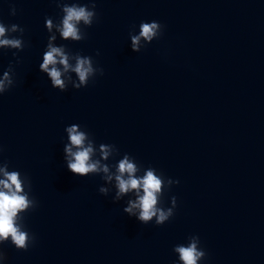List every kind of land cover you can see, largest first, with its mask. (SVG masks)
Masks as SVG:
<instances>
[{"label":"water","instance_id":"water-1","mask_svg":"<svg viewBox=\"0 0 264 264\" xmlns=\"http://www.w3.org/2000/svg\"><path fill=\"white\" fill-rule=\"evenodd\" d=\"M94 2L97 18L77 26L87 35L75 41L60 35L57 0H0L6 37L22 41L0 47V78L11 65L14 80L0 95V168L19 172L38 205L18 214L35 242L18 251L9 238L0 264H181L173 249L191 236L207 253L198 264H264V0ZM152 21L162 35L132 51L131 35ZM49 43L68 56L67 72L57 65L63 92L39 69ZM77 54L103 69L80 89ZM73 125L109 175L125 156L137 177L162 172L157 207L175 197L173 217L143 224L123 211L135 192L113 202L114 179L71 173L64 147ZM101 144L114 145L107 160Z\"/></svg>","mask_w":264,"mask_h":264},{"label":"clouds","instance_id":"clouds-1","mask_svg":"<svg viewBox=\"0 0 264 264\" xmlns=\"http://www.w3.org/2000/svg\"><path fill=\"white\" fill-rule=\"evenodd\" d=\"M57 6L61 8L64 13L62 20V28H59L60 35L65 39L71 38L75 41H82L86 39V32L80 34V29L77 27L81 22L85 28L91 27L97 15L95 11V2L91 5H79L73 3L71 5L64 3L63 0H57ZM12 15H15V9H12ZM46 24L51 30L53 24L51 18H46ZM7 26L0 22V47L20 48L22 41L17 38H7ZM12 32L24 33V29L16 24L11 25ZM163 26L156 21L141 22L139 26V34L131 35L132 51H140V41L145 40L151 43L154 39H159L162 35ZM52 36L51 39H55ZM99 53H97L98 55ZM63 66L65 72L69 70L68 56L65 55L62 47H54L51 43L48 44V49L43 55V63L40 64L39 69L41 72L47 73L51 79V86L54 89H59L60 92L65 90V83L61 79V71L57 65ZM94 61L91 57L82 56L77 54L76 65L72 69L79 77L80 83L74 84L77 89L87 87L89 77H96L97 74L103 75V69L93 67ZM14 86L12 76V66L9 65L8 69L4 71L3 77L0 78V95L7 92ZM70 144H66L64 152L66 154L67 169L79 177H87L89 173L103 172L106 175V180L111 182L115 180V187L118 189L116 192L115 200L118 201L123 195L129 192L136 193V199L129 200L128 206L123 209L124 213L129 217L135 216L136 219L143 223L148 222L156 217V225H163L170 217L174 215L176 208V198L172 197L171 208H158V195L161 192V185L165 182L164 174L158 173L154 168H148L142 177H137L136 173L138 168L135 163L130 162L128 156H125L119 161L114 175H109V168L106 165H101L99 160H92L94 149L91 142L86 144L87 134L78 130L77 125L66 128ZM114 145L101 144L99 147V154L103 159L107 160L111 149ZM75 149V151H74ZM3 149L0 148V152ZM4 168H0V173L3 174L4 179L0 180V245L8 243L9 238L11 244L18 251H27L30 244L35 242V236L31 235L24 224V215L18 214L27 213L34 210L38 205L34 198H29L28 193H24L21 187L23 181L20 178V173L17 171L8 172ZM169 185L178 184L179 181L167 179ZM31 190V184L29 185ZM141 192L143 193L141 195ZM23 193V194H22ZM99 193L103 196H108L109 189L100 187ZM17 218L19 223H17ZM173 251L178 253L179 261L181 264H198L207 256L206 251L201 247V242L198 236H191L188 238V243L178 244L174 247ZM0 259H5L6 256L3 251H0Z\"/></svg>","mask_w":264,"mask_h":264}]
</instances>
